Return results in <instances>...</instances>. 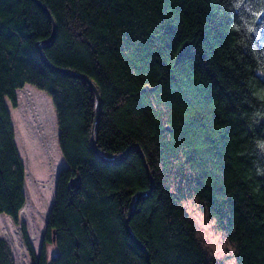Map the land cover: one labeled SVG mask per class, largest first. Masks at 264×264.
I'll return each mask as SVG.
<instances>
[{
  "label": "trees",
  "instance_id": "16d2710c",
  "mask_svg": "<svg viewBox=\"0 0 264 264\" xmlns=\"http://www.w3.org/2000/svg\"><path fill=\"white\" fill-rule=\"evenodd\" d=\"M39 1L55 24L35 0H0V214L31 264H264V0ZM62 70L97 87L96 123L94 89ZM25 85L51 99L67 163L38 254L5 102ZM93 135L107 158L139 148L108 163ZM0 264H15L1 237Z\"/></svg>",
  "mask_w": 264,
  "mask_h": 264
},
{
  "label": "rangeland",
  "instance_id": "374dc122",
  "mask_svg": "<svg viewBox=\"0 0 264 264\" xmlns=\"http://www.w3.org/2000/svg\"><path fill=\"white\" fill-rule=\"evenodd\" d=\"M16 96V107H13L8 99L5 100L10 115L14 113L27 122L36 131L40 139L43 140V138L46 139L50 136L58 149L57 154L61 158L56 174L50 175L46 182L30 179L27 185L26 183L24 184L23 190L26 201L21 209L20 219L22 223H25L31 244L36 254H38L45 234L57 178L60 171L67 166V163L60 152L58 142L60 130L49 96L44 91L38 90L31 85H25L23 88L17 89ZM21 160L23 164L26 161L22 157ZM202 223L200 228L205 243L213 253H224V250L228 248L226 242ZM0 237L9 243L15 264H31V259L22 237L21 227L15 225L10 217L3 214H0ZM50 255H55V252L51 250Z\"/></svg>",
  "mask_w": 264,
  "mask_h": 264
},
{
  "label": "bare ground",
  "instance_id": "6f19581e",
  "mask_svg": "<svg viewBox=\"0 0 264 264\" xmlns=\"http://www.w3.org/2000/svg\"><path fill=\"white\" fill-rule=\"evenodd\" d=\"M12 125L15 133V144L25 164V183L30 179L46 182L49 176L55 175L61 161L54 141L49 138L43 140L31 126L20 117L11 113ZM9 217V216H7Z\"/></svg>",
  "mask_w": 264,
  "mask_h": 264
},
{
  "label": "water",
  "instance_id": "95a60500",
  "mask_svg": "<svg viewBox=\"0 0 264 264\" xmlns=\"http://www.w3.org/2000/svg\"><path fill=\"white\" fill-rule=\"evenodd\" d=\"M35 1H36V2H37V3H38V4H39V5H40V6H41V7H42L47 13H48V15H49V16L51 17V19L53 20V23L55 24L52 15H51L50 12L46 9V7H45V6H44L39 0H35ZM53 36H54V33H52L51 37H50L48 40H45V41H43V42H39V43H38V47L40 48V50H42V46H43V45H46V44L50 43V41L52 40ZM41 55H42V59H43V61H44L45 63H47L48 65L51 66L52 64H51L49 61L46 60L45 56H44L43 54H41ZM62 71L65 72V73L72 74V75H74V76H77V77H79V78H82V79L86 80V81L92 86V88L94 89L95 97H96V107H97V111H96V115H95V119H94V122L96 123V122L98 121V119H99L100 108H101V95H100V93H99L97 87L94 85V83H92V81L86 79L84 76H82V75H80V74L72 73V72H69V71H66V70H62ZM92 141H93V145H94V147H95V150H96V154H97V156H98L101 160L106 161V162H108V163H115V162H117V161H120V160L124 159L125 156H126V155H127L132 149H134V148H139L138 145H135V146L129 148V149H128L127 151H125L124 153L118 155L117 157H114V158H107V157H104V156L98 151L97 146H96V139H95V136H94V135L92 136ZM140 153H141V155H142L143 161H144V163H145V165H146V169H147V171H148V174H149L150 179H151V182H152V174H151L150 168H149V166H148V164H147V161H146L145 155H144L143 151H141V150H140ZM141 196H142V193H137V194H136L133 209L135 208L136 203H137L138 199H139ZM129 220H130V216L127 217L126 220H125V221H126V225H127V227H128V231H129L130 235L132 236V238L135 239L139 244H141V242L135 237V235H134V234L132 233V231L130 230V228H129ZM54 239H55V236H54ZM141 245H142V244H141ZM142 247H143L144 250L147 252L146 247L143 246V245H142Z\"/></svg>",
  "mask_w": 264,
  "mask_h": 264
}]
</instances>
